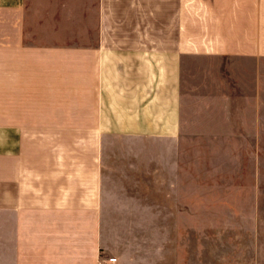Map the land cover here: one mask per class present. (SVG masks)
Here are the masks:
<instances>
[{"label":"crops","instance_id":"1","mask_svg":"<svg viewBox=\"0 0 264 264\" xmlns=\"http://www.w3.org/2000/svg\"><path fill=\"white\" fill-rule=\"evenodd\" d=\"M113 132L179 182L254 170L264 0H0V264H101Z\"/></svg>","mask_w":264,"mask_h":264},{"label":"rangeland","instance_id":"2","mask_svg":"<svg viewBox=\"0 0 264 264\" xmlns=\"http://www.w3.org/2000/svg\"><path fill=\"white\" fill-rule=\"evenodd\" d=\"M152 143L105 138L101 264H264V146L249 149L254 170L193 183Z\"/></svg>","mask_w":264,"mask_h":264},{"label":"built area","instance_id":"3","mask_svg":"<svg viewBox=\"0 0 264 264\" xmlns=\"http://www.w3.org/2000/svg\"><path fill=\"white\" fill-rule=\"evenodd\" d=\"M108 261L115 262L116 261V258L115 257H111V258L108 259Z\"/></svg>","mask_w":264,"mask_h":264}]
</instances>
